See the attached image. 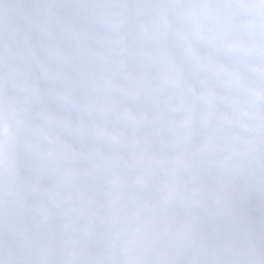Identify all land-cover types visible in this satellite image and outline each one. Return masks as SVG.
<instances>
[{
    "label": "clouds",
    "instance_id": "1",
    "mask_svg": "<svg viewBox=\"0 0 264 264\" xmlns=\"http://www.w3.org/2000/svg\"><path fill=\"white\" fill-rule=\"evenodd\" d=\"M0 264H264V0H0Z\"/></svg>",
    "mask_w": 264,
    "mask_h": 264
}]
</instances>
